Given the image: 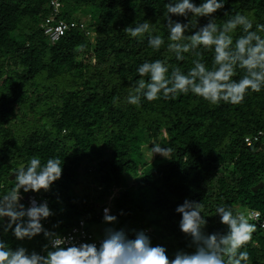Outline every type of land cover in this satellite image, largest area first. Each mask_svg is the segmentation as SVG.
Listing matches in <instances>:
<instances>
[{"label": "trees", "instance_id": "1", "mask_svg": "<svg viewBox=\"0 0 264 264\" xmlns=\"http://www.w3.org/2000/svg\"><path fill=\"white\" fill-rule=\"evenodd\" d=\"M60 1L54 20L75 25L50 41L40 28L51 12L49 0H0V192L13 186L11 174L31 158L59 157L62 177L42 197L56 213L45 228L62 234L79 220L88 229L102 224L101 206L112 186L142 169L141 184L125 187L109 202L118 216L115 226L146 229L152 244L164 245L170 257L187 243L174 211L185 199L201 203L209 233L224 230L217 206L263 217L264 90L246 94L239 105H213L191 94L130 105L126 97L143 61L161 59L186 71L195 59L211 66L213 54L190 52L175 60L167 50L166 0ZM224 11L264 23V0H226L215 14L218 25ZM145 20L151 34L165 40L159 51L148 46L147 34L137 39L124 31ZM205 23L200 18L198 27ZM245 136L257 139L248 145ZM158 138L171 149L169 159H154L148 167L143 144ZM248 220L257 230L242 250L247 264H263L264 229ZM0 238L13 250L21 245L44 254L42 234L31 241H17L10 232Z\"/></svg>", "mask_w": 264, "mask_h": 264}, {"label": "clouds", "instance_id": "2", "mask_svg": "<svg viewBox=\"0 0 264 264\" xmlns=\"http://www.w3.org/2000/svg\"><path fill=\"white\" fill-rule=\"evenodd\" d=\"M226 0H166L163 19L166 21L167 50L176 61H183L185 54L199 57L203 51L211 52V66L200 59L186 71L161 59L145 60L136 67L138 79L132 84V92L126 97L130 105L141 100L152 102L175 99L178 94H191L210 104L239 105L248 93L264 90V23H256L246 15L224 11L226 19L216 23L219 10ZM183 17L187 22L174 20ZM200 18L207 23L198 27ZM194 30V31H193ZM239 30L235 38L232 35ZM130 38H143L159 51L165 40L151 34V23L145 20L124 28ZM190 33V34H189ZM239 70V72L237 71ZM145 77L147 79H145ZM151 151L169 159L171 149L153 143ZM63 164L57 156L45 162L36 157L16 168L12 174L14 184L0 192V237L9 232L17 241H31L43 235L48 241L43 253L29 251L18 245L14 250L0 238V264H247L246 250L252 234L257 230L247 215L234 214L229 206H217L215 215L224 226L223 231L207 232L208 221L200 202L185 199L174 211L179 215L178 228L187 239L184 248L170 257L168 249L152 244L145 229L115 228L118 216L110 207L103 208L102 222L106 227L98 242L77 243L72 236H62L45 228L44 223L56 213L47 199L38 200L36 194L47 193L62 177ZM27 202L24 200L25 194ZM114 198V196L112 197ZM250 210H246L247 212ZM119 215H124L123 210ZM61 222L57 221L59 226ZM264 227V225H261Z\"/></svg>", "mask_w": 264, "mask_h": 264}, {"label": "built area", "instance_id": "3", "mask_svg": "<svg viewBox=\"0 0 264 264\" xmlns=\"http://www.w3.org/2000/svg\"><path fill=\"white\" fill-rule=\"evenodd\" d=\"M49 6L51 8V12L40 23V28H42L44 30V33L47 35V37L50 41H55L60 37V35L64 32L65 29H67L68 27L74 26L75 23L70 22L68 24L67 22H65L62 19H59L57 21L54 20V19H56V16H57L58 11H59L60 6H61L60 0H49ZM260 133L264 134V132H262V131H260L259 134ZM256 139H257V136H254L253 138H251L249 136L244 137V141L248 145L251 144L252 140H256ZM30 195H33V194H31V193L25 194L23 201L27 202V198ZM35 198L38 200L44 199L41 194H36ZM109 204L110 203L107 202V203H105V205L101 206V218H100L101 223H103L102 222V216H103L102 210L104 207H110ZM247 218L252 220L253 222L257 223L260 227H261V225H264V216L261 217L260 212H258V211H255V210L248 211L247 212ZM112 227L117 228L115 226V224L112 225ZM261 228L264 229V227H261ZM100 230H102V229H100ZM60 235L72 236V237H74L75 242H77V243H81V242L91 243V242H98L99 238L102 235V232L101 233L95 232L92 227L90 229H88L85 220H79L76 226L72 227L69 231H66ZM47 243H48V241L46 240L45 244H47ZM262 254L264 257V248L262 250ZM263 264H264V262H263Z\"/></svg>", "mask_w": 264, "mask_h": 264}, {"label": "rangeland", "instance_id": "4", "mask_svg": "<svg viewBox=\"0 0 264 264\" xmlns=\"http://www.w3.org/2000/svg\"><path fill=\"white\" fill-rule=\"evenodd\" d=\"M79 17H81L82 19H85L87 18L88 15L86 16H83L82 14H80L79 12L77 13ZM161 135H164V131L163 129H161ZM153 143H160V144H164L163 141L161 139H157V140H152V141H149L147 143V145L144 143L143 144V151H144V156H145V165H148V167L150 166L149 163H151V161H153L154 159H162L164 157H162L160 154H154L153 155V152L151 151V147H152V144ZM146 145V146H145ZM79 172L82 174L84 172V166H81L79 168ZM142 175V169H136V173L132 174V173H125L122 178L124 179L123 181L124 182H121V180L118 182V185L111 188V195L109 196L108 198V202H110V200H112V196L117 194V193H120L125 187H129V186H137L136 184L142 182L141 180V176ZM84 178V177H83ZM137 182V183H136ZM128 183V184H127ZM80 184V181H78V185ZM79 187V186H78ZM247 209H242V208H239L238 209V212L240 214H243ZM104 227H106V225H104L103 223L100 224L98 227H92L93 229H104ZM146 230V229H145Z\"/></svg>", "mask_w": 264, "mask_h": 264}, {"label": "water", "instance_id": "5", "mask_svg": "<svg viewBox=\"0 0 264 264\" xmlns=\"http://www.w3.org/2000/svg\"><path fill=\"white\" fill-rule=\"evenodd\" d=\"M13 174V173H12ZM12 174H11V176H10V180L11 179H13V176H12ZM263 185V183L262 182H259L258 184H256V185H254L253 186V190H257L259 187H261ZM39 194H41V195H43V194H45V192H43V191H41Z\"/></svg>", "mask_w": 264, "mask_h": 264}]
</instances>
